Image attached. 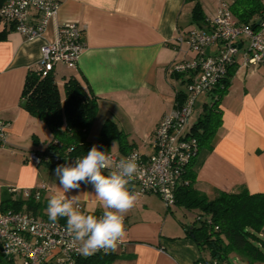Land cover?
Listing matches in <instances>:
<instances>
[{"label":"crops","instance_id":"0c3cea01","mask_svg":"<svg viewBox=\"0 0 264 264\" xmlns=\"http://www.w3.org/2000/svg\"><path fill=\"white\" fill-rule=\"evenodd\" d=\"M56 1V15L40 37L26 40L1 21L7 34L0 40V119L9 123V144L0 150V203L7 195L19 199L22 189L45 186L43 200L59 191V180H47L49 185L42 176L54 170L46 171L27 161L28 153L47 150L52 133L20 106L25 77L37 68L39 49L54 41L58 25L77 22L85 43L74 67L55 66L58 85L70 76L80 80L97 99L95 118L102 117L96 127L98 136L103 122L110 119L128 134L131 150L143 154L153 152L156 125L175 108L177 94L182 92L178 84L183 79L171 74L172 64L193 57L183 41L190 29L199 28L192 21L193 1ZM234 1L198 0L205 20L222 4L229 6ZM30 15L36 22V13L31 11ZM245 41L239 39L242 48L220 99L222 121L213 147L201 149L191 164L193 187L209 199L220 191L237 192L241 188L251 194L264 193V66L242 65ZM216 50L217 45L206 52ZM203 95L210 99L206 104L216 92ZM201 112L194 116L193 109L192 124ZM98 136L87 139L96 141ZM110 151L121 157L129 152L121 153L116 141L111 142ZM67 195H79L87 212L103 214L92 185L81 184L79 190ZM187 211L177 204L165 207L156 194L138 196L125 215L124 250L115 251L110 264H195L203 253L192 240L195 218L190 219ZM259 237L264 240V231Z\"/></svg>","mask_w":264,"mask_h":264},{"label":"built area","instance_id":"2783aa9c","mask_svg":"<svg viewBox=\"0 0 264 264\" xmlns=\"http://www.w3.org/2000/svg\"><path fill=\"white\" fill-rule=\"evenodd\" d=\"M56 0H3L0 6V20L11 25L26 40L40 37L49 21L58 9ZM37 15V21L31 19L30 12ZM207 28L190 29L183 41L193 53L191 59L174 62L171 74L182 77L185 90L181 93L180 103L164 114L158 121L152 135L153 152L143 154L131 150L122 157L135 155L139 173L128 184L131 192L138 196L156 194L169 208L175 204L178 187L185 184L184 174L187 166L197 156L198 141L192 135V114L197 98L210 93L226 77L227 71L235 64L237 53L241 50L239 39L248 42L243 50V66H264V16L258 28L238 24L228 6L222 4L216 14L206 20ZM182 39H180V42ZM217 45L213 54L206 49ZM85 49L78 23L68 21L56 27L55 39L44 43L39 49L37 71L42 75L54 71L57 64L74 67ZM9 123L0 119V150L8 147ZM118 163L122 158L117 152L106 153ZM29 163H58L55 155L30 152ZM74 161H68L73 164ZM105 170H115L105 169ZM45 186L22 189V198L32 194L39 199ZM13 191H16L13 189ZM79 208L87 214L79 202ZM101 216V214H94ZM122 239L115 251H123ZM79 243L66 232V218L53 222L49 218L33 215L24 210L0 211V252L7 264H76V260L85 257L78 251ZM115 251L100 250L93 255H113ZM195 264H218L215 260H198Z\"/></svg>","mask_w":264,"mask_h":264},{"label":"trees","instance_id":"16d2710c","mask_svg":"<svg viewBox=\"0 0 264 264\" xmlns=\"http://www.w3.org/2000/svg\"><path fill=\"white\" fill-rule=\"evenodd\" d=\"M190 1L194 2L193 23L199 28H207L198 0ZM2 3L3 0H0V6ZM228 8L238 24L249 25L253 29L259 27L258 23L264 16V0H235ZM6 34V24L1 26L0 20V40L5 39ZM231 67L214 89L216 95L211 102L203 105L201 114L192 124L191 132L198 141V153L201 149L211 150L213 147L215 134L222 121L220 99L228 88V77L233 73ZM63 80L59 86L54 72L42 76L37 69L30 70L21 94V108L42 121L52 133V140L44 153L55 155L60 161L55 164L49 162L48 165L57 167L82 158L93 145L108 153L113 141L117 142L121 153L131 150L128 134L110 119L103 122L96 141L87 139L97 114V99L74 76ZM181 93L177 94V103L181 101ZM193 161L184 174L186 183L176 191L175 204L198 211L191 227V237L203 253L200 260H215L218 264H264V240L259 237L264 231V193L251 194L241 188L237 192L220 191L209 199L193 187ZM103 171L105 175L109 172ZM42 196V192L39 199L33 194L26 199H12L7 195L0 203V211L24 210L35 216L49 218L45 212L48 199L43 200ZM113 259L114 256L110 254L91 255L78 258L76 264H110ZM0 264H7L1 252Z\"/></svg>","mask_w":264,"mask_h":264},{"label":"clouds","instance_id":"9594fccd","mask_svg":"<svg viewBox=\"0 0 264 264\" xmlns=\"http://www.w3.org/2000/svg\"><path fill=\"white\" fill-rule=\"evenodd\" d=\"M110 170L107 175L105 169ZM139 173L135 155L114 162L105 151L93 145L73 164L57 165L55 175L59 191L47 201L46 214L53 222L66 218V232L79 243L78 251L85 257L103 250L115 251L125 235V215L138 200V193L130 192L129 182ZM81 182L92 185L95 197L104 211L101 216L87 214L79 208V195L67 193L79 190Z\"/></svg>","mask_w":264,"mask_h":264},{"label":"rangeland","instance_id":"374dc122","mask_svg":"<svg viewBox=\"0 0 264 264\" xmlns=\"http://www.w3.org/2000/svg\"><path fill=\"white\" fill-rule=\"evenodd\" d=\"M248 45V42L245 41V47H247ZM67 67V66H66ZM180 83V82H179ZM179 87L181 88L182 91L185 90V87L183 86L182 82L180 84H178ZM205 101H210L209 97L201 94L196 102H195V105H194V116L196 115V113H198L199 111L202 110V107H203V104ZM102 117L99 115L97 116L95 119H94V122L88 132V136L87 138L89 140H95L96 137L98 136V129L96 128L97 127V123H99V120L101 119ZM39 168L40 169H45L46 171L48 170H54V172H52L51 174H47V173H43L42 176L44 177V179L46 180V182H48L50 180V182L52 181H58V178L57 176L55 175V169L56 167L54 166H51V165H48L46 163H40L39 164ZM42 177V178H43ZM48 180V181H47ZM50 182L49 185H50ZM21 197V196H20ZM162 201V200H161ZM162 203L164 204V202L162 201ZM45 212H46V209H45ZM187 214H188V217L191 219V218H195L196 215L198 214V211L197 210H190V211H187ZM195 220V219H194ZM257 264H261V263H257Z\"/></svg>","mask_w":264,"mask_h":264}]
</instances>
